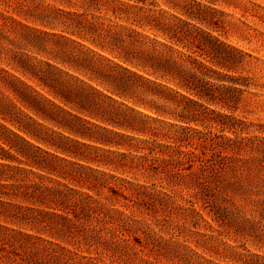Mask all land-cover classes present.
I'll use <instances>...</instances> for the list:
<instances>
[{"label": "trees", "instance_id": "1", "mask_svg": "<svg viewBox=\"0 0 264 264\" xmlns=\"http://www.w3.org/2000/svg\"><path fill=\"white\" fill-rule=\"evenodd\" d=\"M216 1L0 0V264H217L157 227L203 245L202 211L264 220V137L235 115L250 55L210 30Z\"/></svg>", "mask_w": 264, "mask_h": 264}, {"label": "rangeland", "instance_id": "2", "mask_svg": "<svg viewBox=\"0 0 264 264\" xmlns=\"http://www.w3.org/2000/svg\"><path fill=\"white\" fill-rule=\"evenodd\" d=\"M211 7L218 11L216 13L218 27H212L210 30L226 43L250 55L246 57V62L235 74L237 76L248 77L251 81V87L248 89L249 92L243 95V100L235 114L239 119L252 125L242 136L256 135L264 137V0H217ZM203 27L206 28V26ZM200 129L202 130L203 128ZM211 131L213 134H219V130L217 129H212ZM226 135L230 137L234 136L233 134ZM182 149L185 151L194 150L192 147H183ZM100 169L106 172L109 171L105 167H101ZM113 173L118 177L139 182L135 180L136 177L127 173L121 171ZM140 182L144 183L143 180H140ZM101 194V197L110 195L108 189H103ZM182 196L183 198H188L187 192L183 191ZM97 197V192L95 191V198ZM179 202L184 203L182 199H179ZM238 202L242 207V216H245L247 219H253L256 222L261 220V223H258L253 231L242 233L236 232L233 228L221 226L212 219L208 210L202 211L208 224L201 222L200 226L196 228L191 227L189 224L188 226L191 230L195 231L191 233L200 232L201 234L213 235L219 238V241L217 240L214 244L198 245L196 240H205V238L199 235H191L188 231H182L180 228L182 220H178L175 217L169 218L170 224L164 225L163 231L158 227L156 230L160 231V235L166 239L175 237L173 238L174 240L190 246L199 255L217 264H245L244 260H251L249 255H259L264 259V220L261 219V216L252 205L249 206L244 201ZM121 205L122 203H119L116 207L124 210ZM250 227L251 225L248 226V228ZM140 237L143 236L141 235ZM220 241L227 245H224ZM230 247L234 248L231 249ZM101 252L102 250H96L95 248V253L92 256L103 258L106 264H112L108 256ZM83 254L89 255L87 252ZM238 254L243 255V260ZM148 258L157 264H178L176 261H168L161 257L156 260L155 255H148ZM261 261L264 262V260ZM133 264L146 263L137 259Z\"/></svg>", "mask_w": 264, "mask_h": 264}]
</instances>
